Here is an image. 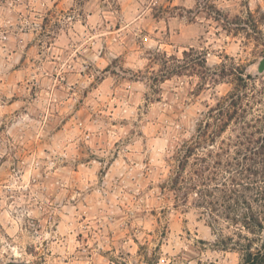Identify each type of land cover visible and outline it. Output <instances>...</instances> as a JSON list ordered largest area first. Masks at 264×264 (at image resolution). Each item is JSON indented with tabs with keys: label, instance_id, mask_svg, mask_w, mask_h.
<instances>
[{
	"label": "clouds",
	"instance_id": "9594fccd",
	"mask_svg": "<svg viewBox=\"0 0 264 264\" xmlns=\"http://www.w3.org/2000/svg\"><path fill=\"white\" fill-rule=\"evenodd\" d=\"M0 264H264V0H0Z\"/></svg>",
	"mask_w": 264,
	"mask_h": 264
}]
</instances>
